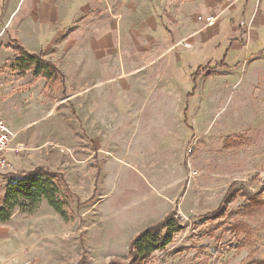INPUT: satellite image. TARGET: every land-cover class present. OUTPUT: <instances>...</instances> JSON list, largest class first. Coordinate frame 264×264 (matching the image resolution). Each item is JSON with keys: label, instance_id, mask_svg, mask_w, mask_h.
<instances>
[{"label": "crops", "instance_id": "crops-1", "mask_svg": "<svg viewBox=\"0 0 264 264\" xmlns=\"http://www.w3.org/2000/svg\"><path fill=\"white\" fill-rule=\"evenodd\" d=\"M259 3V16L252 18L251 0L220 2L214 9L210 0H0V67L13 62L11 47L18 45L55 65L63 80L49 87L30 72L19 76L13 63L9 71L0 70V120L15 138L43 120L25 113L21 121L26 108L13 107L17 100L10 92L24 85L46 98L60 93L59 103L72 101L74 117L77 110H89L81 124L101 126L106 167L120 174L122 188L105 196V218L115 225L105 234L103 252L127 250L129 241L174 210L180 197L187 215L205 209L187 202L193 130L186 115L194 85L186 68L192 60L195 68L208 62L210 50L212 58L225 61L233 50L256 49L260 36L247 47L231 21L253 19L251 27L263 37L264 0ZM197 16L215 18L216 37ZM176 29L182 32L178 37L172 35ZM84 95L87 102L79 100ZM134 177L141 183L136 187Z\"/></svg>", "mask_w": 264, "mask_h": 264}, {"label": "rangeland", "instance_id": "rangeland-1", "mask_svg": "<svg viewBox=\"0 0 264 264\" xmlns=\"http://www.w3.org/2000/svg\"><path fill=\"white\" fill-rule=\"evenodd\" d=\"M233 1L210 0L209 8H216L220 2L228 6ZM259 1L251 0L253 5L255 3L252 18L259 16L262 5ZM252 21H231V25L240 27L247 47L259 35L262 42L256 49L233 50L225 61L220 57L212 58L210 50L208 62L199 63L200 67L195 68V60H192L186 68L193 74L200 69L193 83L187 79L194 85L186 115L188 126L193 130L187 155V193L192 194L187 202L191 199L193 204H203L205 209L198 215H187L181 206L183 197H180L174 208L175 218L185 228L164 249L179 243L162 258V264L165 258L169 259L168 264H264V208L247 217L225 215L218 221L219 228L216 223L199 226L203 215L219 207L227 187L233 182L238 195L227 213L236 212L244 204L239 188L251 194L261 192L264 200V35L254 31ZM207 30L210 37H216V25ZM172 32L176 37L182 33L177 29ZM228 37L226 46L233 36ZM223 52L227 53V47ZM220 62L221 68L217 67ZM12 63L6 60L0 70L9 71ZM16 87L9 96L17 100L13 107L26 108L21 109L24 115L21 121L25 113H31L32 118L43 117V120L24 129L10 143L6 166L0 170V205L12 176L36 167L60 175L68 189L61 192L65 201L63 217L42 201L33 213L15 212L6 224H0V264L125 261L126 248L119 253L103 252L105 234L115 225L105 218V196L122 188L120 174L106 167L101 126L81 124L89 110H77L74 117L72 101L59 103L60 93L49 92L46 98L40 92H31L28 86ZM71 94L67 91L66 96ZM88 99L84 95L79 100L87 102ZM136 178L135 187L140 183ZM115 201H111V207L115 206ZM147 264L154 262L149 259Z\"/></svg>", "mask_w": 264, "mask_h": 264}, {"label": "trees", "instance_id": "trees-1", "mask_svg": "<svg viewBox=\"0 0 264 264\" xmlns=\"http://www.w3.org/2000/svg\"><path fill=\"white\" fill-rule=\"evenodd\" d=\"M11 50L14 54L11 68L17 71L19 76H24L30 72L34 77L44 79L49 87L58 86L59 79L62 85V75L58 68L43 60L41 55L28 54L18 45L12 46ZM199 71L200 69H197L192 74L193 81L199 77ZM93 160L97 166V158L94 157ZM98 174L99 170H97L96 175L98 176ZM96 185L97 177L95 187ZM235 185L236 183L233 182L227 187V192L221 199L219 207L203 215L199 226L206 223H216V227L219 228L218 221L225 215H229L231 218L247 217L259 213L264 208V200L260 197L261 192L251 194L239 188V197L243 199L244 204L238 207L236 212L227 213L229 207L237 199L238 190H235ZM67 189L60 175L47 172L40 167L12 176L5 188L3 201L0 205V224H6L15 212L33 213L42 201H45L54 213L63 217L65 201L61 198V192ZM67 194L70 193L67 191ZM175 216L174 209L160 222L148 226L135 235L127 245L125 261L114 259L108 264H147L154 253L163 251L173 242L174 237L184 230L185 227L179 224ZM235 228L231 229L235 231Z\"/></svg>", "mask_w": 264, "mask_h": 264}, {"label": "built area", "instance_id": "built-area-1", "mask_svg": "<svg viewBox=\"0 0 264 264\" xmlns=\"http://www.w3.org/2000/svg\"><path fill=\"white\" fill-rule=\"evenodd\" d=\"M197 21L200 23L203 22L205 27H211L215 22V18L212 16H198ZM14 135L15 133H11L4 122L0 120V170H3L6 166V154L9 151V146L14 138ZM178 245L179 243H176L167 250L160 251L159 254L156 253L158 255L154 254L155 256L150 257V261H153L154 264H162V258L166 256L172 249H175Z\"/></svg>", "mask_w": 264, "mask_h": 264}, {"label": "bare ground", "instance_id": "bare-ground-1", "mask_svg": "<svg viewBox=\"0 0 264 264\" xmlns=\"http://www.w3.org/2000/svg\"><path fill=\"white\" fill-rule=\"evenodd\" d=\"M14 138H15V135H14Z\"/></svg>", "mask_w": 264, "mask_h": 264}]
</instances>
